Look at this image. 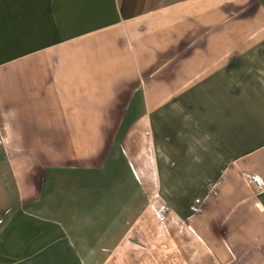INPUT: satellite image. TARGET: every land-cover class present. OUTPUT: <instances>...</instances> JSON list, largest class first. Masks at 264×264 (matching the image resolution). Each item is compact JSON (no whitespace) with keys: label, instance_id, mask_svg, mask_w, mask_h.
<instances>
[{"label":"crops","instance_id":"1","mask_svg":"<svg viewBox=\"0 0 264 264\" xmlns=\"http://www.w3.org/2000/svg\"><path fill=\"white\" fill-rule=\"evenodd\" d=\"M0 264H264V0H0Z\"/></svg>","mask_w":264,"mask_h":264}]
</instances>
